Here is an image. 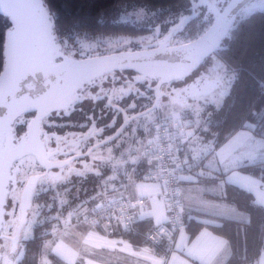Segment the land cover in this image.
Listing matches in <instances>:
<instances>
[{
    "label": "trees",
    "instance_id": "trees-1",
    "mask_svg": "<svg viewBox=\"0 0 264 264\" xmlns=\"http://www.w3.org/2000/svg\"><path fill=\"white\" fill-rule=\"evenodd\" d=\"M55 23L54 34L58 42L74 44L78 41L139 35L154 30L155 18H158L162 33H168L174 24L180 23L183 14L192 11L191 0H44ZM195 1V0H194ZM120 8L131 11H144L152 22L148 30L134 28L116 22L114 19ZM114 20V21H113ZM173 20V21H169ZM173 22V23H172ZM13 27L12 21L0 11V74L6 62L7 32ZM208 25L194 27L191 22L177 29L175 37L185 42L199 37ZM133 28L134 30H132ZM214 56V55H213ZM217 57L235 79L224 92L220 107H213L208 119L207 136L215 139L216 146H221L241 131H248L258 138H264V8L259 7L240 17L217 51ZM208 58L204 65H207ZM194 126V121H190ZM144 162H139L135 179L142 180L141 170ZM239 170L254 175L264 181V161L240 167ZM96 174V173H95ZM86 172L72 179L67 178L53 192H44L33 198L39 205L38 222L33 236L25 243V252L18 264H40L46 241L53 237V227L59 221L57 214L66 215L81 200L88 199L101 185L104 175ZM123 187L127 183L126 175L120 180L111 181ZM78 192L79 196L75 193ZM127 195L126 192L113 193V197ZM63 196L68 199L62 205ZM228 203L247 213L248 221L222 219L220 225L205 224L188 220L187 229L194 238L204 226L224 237L229 244L230 257L227 264H256L264 252V207L255 201L254 195L236 185L226 187L223 198ZM100 201L89 202V210ZM88 210V211H89ZM153 221L143 220L138 229L142 232L150 229ZM134 243H148L138 233H120ZM2 249V247H1ZM161 249H157L159 255ZM3 252V249H2ZM53 264H64L56 255L50 254ZM1 264V262H0Z\"/></svg>",
    "mask_w": 264,
    "mask_h": 264
},
{
    "label": "water",
    "instance_id": "water-1",
    "mask_svg": "<svg viewBox=\"0 0 264 264\" xmlns=\"http://www.w3.org/2000/svg\"><path fill=\"white\" fill-rule=\"evenodd\" d=\"M254 1L224 0L223 7L214 11L212 25L196 39L183 44L171 46L161 42L149 49L76 58L64 54L44 0H0V11L13 23L7 32L6 62L0 74V243L7 221L15 164L32 154L45 163L44 145L40 140L44 119L68 110L80 100L87 84L108 72H137L158 80L159 90L164 84L188 77L217 53L238 17L248 12L251 9L248 5ZM191 2L192 16L196 17L195 1ZM185 22L186 19L174 26L166 41ZM158 101L152 108L126 120L120 131L128 121L153 111ZM32 112L36 114L23 140L15 144L16 122ZM26 216L24 209L20 227L25 224ZM2 255L0 244V262Z\"/></svg>",
    "mask_w": 264,
    "mask_h": 264
},
{
    "label": "flooded vegetation",
    "instance_id": "flooded-vegetation-1",
    "mask_svg": "<svg viewBox=\"0 0 264 264\" xmlns=\"http://www.w3.org/2000/svg\"><path fill=\"white\" fill-rule=\"evenodd\" d=\"M256 1L258 2L254 4ZM262 4L263 0H255L248 5V8L251 9L248 12H243L238 19L246 13L262 7ZM195 5L196 17L192 16L194 14L192 7L191 12L183 14L180 22L186 19L185 24L191 22L194 27L208 23V29L214 22V11L223 7L224 0H195ZM205 9H208L207 13L211 16L209 22L201 21L203 17L202 11H205ZM143 19L144 21L141 23L137 22L136 18H131L122 23L134 28L148 30L149 28L144 25L146 18ZM176 25L174 24V26ZM131 29L134 30L133 28ZM176 31L166 41L169 32L162 34L160 30L155 29L154 32H150L154 33L155 38H157L154 44L132 50L122 49L106 52L101 49L96 52L81 53L79 52L80 47L76 46L75 43L70 45L66 43L60 44L64 54L76 58H87L119 51L154 48L159 46L161 42H167L171 46L186 43L174 42ZM139 35L129 37L135 38ZM214 56L219 59L217 53ZM212 57L213 55L210 59ZM210 69L211 67L208 64L202 65L188 77L164 84L160 90L158 80L145 78L137 72L131 70L108 72L101 78L87 84L80 95V100L73 103L68 110L55 112L44 119L42 121L40 140L44 145V156L42 157L45 163H41L38 157L32 154L15 164V170L12 174V192L8 204V213L10 206L13 205L18 211V217L16 223L10 227L9 233L7 232L9 229L7 213V221L1 242L2 240L8 241L13 250L18 249L21 241L25 243L28 239H23V232L28 224L29 213L38 206V203L33 202V198L47 191L53 192L55 187H58L56 183L60 181L63 182L67 178L72 179L80 174L92 172L94 167L99 169L101 164L109 159L108 155H110V153L102 150L103 146L119 141L115 151L118 149H121V151L125 149L124 151H126L127 145L130 143L128 140L131 136V128L129 126L133 120L128 121L121 131L120 128L126 120L152 108L157 99H159L158 105L153 111L159 108L163 99L168 98L172 103L185 105L191 99L197 97L204 98L210 93H219V95L224 93L227 84L225 78L222 79V76H219L218 65L213 68L214 71ZM35 114V112L28 113L16 122L15 144L23 140V135L26 133L28 125ZM17 193V199L12 201L13 196ZM30 200L31 202H29ZM24 209L27 211V220L20 227ZM38 216L36 223L38 222Z\"/></svg>",
    "mask_w": 264,
    "mask_h": 264
},
{
    "label": "rangeland",
    "instance_id": "rangeland-1",
    "mask_svg": "<svg viewBox=\"0 0 264 264\" xmlns=\"http://www.w3.org/2000/svg\"><path fill=\"white\" fill-rule=\"evenodd\" d=\"M257 2L258 1L254 4ZM207 11L208 9L202 11V22H209L211 19V16L207 13ZM131 18H136L137 22L140 23L144 21L143 18H146V21L144 22L145 27H153L151 20L148 19L150 17L148 16L147 18L144 11L139 10L134 12L129 8H120L114 20L116 22H126ZM153 18H155V25L153 27L155 30L161 23L157 21L158 18L155 15ZM205 25H208V23H205ZM154 30L142 33L143 35L140 34L135 38L129 36H117L95 41H78L75 45L80 47L79 52L81 53L96 52L101 49L106 52H113L122 49H139L149 46L152 43L154 44L157 41L154 33H150L154 32ZM173 40L176 43L185 42L181 37H175ZM207 64L211 67V71L218 65V70H220L219 76H222V79L225 78L227 84L226 90L229 89L231 83H233L235 79L234 73H231L225 65H222L219 60L216 59V56H213ZM222 94L224 95V93ZM222 94L219 95V93H210L204 98L197 97L191 99L185 105H179L174 102L172 103L168 98L163 99L157 110L140 116L132 121L129 126V128H131V136L128 140L130 143L127 145L126 151H124L125 149L123 151H121V149L115 151L116 146L118 147L119 145V141L103 146L102 150L106 151V153H110V155H108L109 159L102 163L99 169L94 167V171L92 172L100 175L102 171H109L110 175L107 177L104 175L101 179V185L98 186L97 190L88 199L81 200L77 205H75V207L68 211L66 215L57 214L55 216L59 221L53 227V237L46 241L44 245V251L40 257V264H53L49 257L52 253L75 254L77 252H81L85 256L95 255L97 253V249L100 247L99 245L103 243L102 236L104 237L105 234L98 232L85 222V214L90 211L88 204L93 199L105 201L111 199L113 197V193L123 192L122 190L116 189L118 186L113 184V182L111 183V181L120 180L121 174L126 175V178L130 181V185L132 184L135 179V171L138 163L142 159H145L144 149L151 135L153 124L161 116H171L185 123H191L190 121H194V129L190 131V138L186 142L187 144H185L187 152H191L195 156L207 159L210 158V154L217 158V153H232L233 156L228 162L230 169L235 166H245L261 162L262 160L264 161V138H258L252 134L251 138L247 139L246 135L250 132L241 131L238 136L232 137L226 144H223L224 146L219 150V148L215 146V139L206 135L205 131L208 129V119L213 113L211 108H218L221 106L222 101L224 100ZM242 135H245V138ZM232 179H234V176ZM61 183L62 181L56 183V185ZM125 187L126 186H123V188ZM75 195L79 196L78 192H76ZM17 197L18 193L13 196L12 201L16 200ZM62 198V205L67 204L68 199L66 196H63ZM38 211L40 212L39 205L37 208H33L29 213L28 224L23 232L24 240L30 239L33 236L34 225L37 221V216L39 215ZM17 217L18 211L13 205H11L8 213L9 229L7 232L10 233V227L16 223ZM95 233L99 235V239L96 238ZM0 244L3 249L1 264H18L24 256V242L21 241L18 249L16 250H13L8 241L2 240ZM261 259L262 264H264V252ZM258 263L259 261L256 262V264Z\"/></svg>",
    "mask_w": 264,
    "mask_h": 264
},
{
    "label": "crops",
    "instance_id": "crops-1",
    "mask_svg": "<svg viewBox=\"0 0 264 264\" xmlns=\"http://www.w3.org/2000/svg\"><path fill=\"white\" fill-rule=\"evenodd\" d=\"M239 133L235 136H238ZM242 136L245 138V135ZM251 136L252 134L248 133L246 138L250 139ZM186 144L184 152L194 157L193 153L187 152ZM223 146L222 144L216 147L220 150ZM209 156L210 158L207 159L201 158L202 165L194 173L181 177L180 184L186 221L196 220L212 225H220L222 219L248 221L249 217L246 212L223 199L226 187L232 184L251 192L256 203L264 207V181L239 170L243 166H235L230 169L228 162L233 156L232 153H217V158L211 154ZM140 162H144V159ZM231 175L234 176V179ZM127 182L125 188L118 186L116 189L126 192L132 198H146L147 213L144 219L152 220L153 223L165 222L167 206L163 198L162 185L158 181H137L136 179L131 185L128 179ZM93 229L105 234L104 237L102 236L103 243L99 245L95 255L85 256L81 252L52 254L56 255L64 264H162L157 249L149 243H134L121 236L119 231L110 233L100 228L93 227ZM95 235L96 238H100L97 233ZM229 257L228 241L214 233L208 226H204L194 238H191L190 232L186 228L178 234L168 264H227ZM258 261V264H262L261 257Z\"/></svg>",
    "mask_w": 264,
    "mask_h": 264
},
{
    "label": "built area",
    "instance_id": "built-area-1",
    "mask_svg": "<svg viewBox=\"0 0 264 264\" xmlns=\"http://www.w3.org/2000/svg\"><path fill=\"white\" fill-rule=\"evenodd\" d=\"M193 129L188 122L161 116L153 124L144 149L141 177L144 181H158L162 185L167 206L165 222L153 223L150 229L140 231L138 226L145 220L147 200L145 197L132 198L129 195L99 201L85 214V222L110 233H138L151 246L161 249L160 260L162 264H168L178 234L187 228L181 177L194 173L202 165L201 157L184 152V145Z\"/></svg>",
    "mask_w": 264,
    "mask_h": 264
}]
</instances>
